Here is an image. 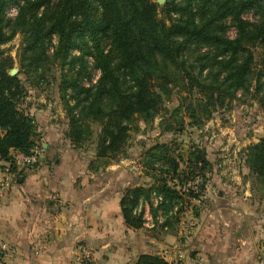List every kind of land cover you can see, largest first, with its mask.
<instances>
[{
	"label": "trees",
	"instance_id": "trees-1",
	"mask_svg": "<svg viewBox=\"0 0 264 264\" xmlns=\"http://www.w3.org/2000/svg\"><path fill=\"white\" fill-rule=\"evenodd\" d=\"M12 5L18 7L17 15L7 19ZM231 29L235 37L228 35ZM17 34L22 37L19 62L30 80L41 85L58 64L59 89L76 134L83 136L88 120L102 126L98 152L89 165L92 172L127 158L125 144L135 119L152 124L176 89L187 92V103L171 114L173 123L162 126L177 134L202 127L239 95H251L264 112V0H168L163 7L154 0H0V47ZM5 53L0 49V163L18 179L14 154L35 152L37 128L20 108L27 91L19 76L9 74L14 64ZM89 58L100 77L95 86L83 88L79 81L90 77ZM68 88L80 91L79 113L66 100ZM169 146L156 145L140 160L156 184L124 194L122 211L132 228L143 227L133 213L139 200L155 193L164 199L161 231L178 234L184 205L169 184L182 183L208 161L195 149L185 173L182 155ZM248 163L264 180V137L250 147ZM136 264L168 263L157 255H142Z\"/></svg>",
	"mask_w": 264,
	"mask_h": 264
},
{
	"label": "crops",
	"instance_id": "crops-1",
	"mask_svg": "<svg viewBox=\"0 0 264 264\" xmlns=\"http://www.w3.org/2000/svg\"><path fill=\"white\" fill-rule=\"evenodd\" d=\"M43 161L18 168L16 185L0 189L6 264H82L84 252L97 264H136L142 255L168 264H264V221L192 219L180 222L177 235L135 229L121 206L125 192L139 186L130 174L135 167L127 172L123 161L92 172L91 161L80 164L78 155L52 152ZM6 166L0 163V179Z\"/></svg>",
	"mask_w": 264,
	"mask_h": 264
},
{
	"label": "rangeland",
	"instance_id": "rangeland-1",
	"mask_svg": "<svg viewBox=\"0 0 264 264\" xmlns=\"http://www.w3.org/2000/svg\"><path fill=\"white\" fill-rule=\"evenodd\" d=\"M17 11L16 5L10 6L6 12L7 19H14ZM228 35L235 37V30L231 29ZM0 49L6 52L5 57L13 60V69L17 70L16 76H19L26 88L27 96L21 101L20 108L34 119L38 141L34 153L38 154L41 162L45 163L43 158L50 152L78 155L80 164L85 165L94 160L101 141L102 126L88 120V130L85 128L83 136L76 134L71 126L69 108L63 100L64 93L59 89L62 79L58 64L51 66L46 82L37 85L28 78L20 65L22 51L20 34L2 45ZM50 52L52 54L53 50ZM89 63L90 77H84L79 81L83 88L95 86L100 77L92 58H89ZM79 92L68 88L66 95L69 105L75 108L74 113H79L82 107V105L77 107ZM186 95L185 90L172 91L171 97L165 102L164 110L150 125L135 119L125 144L127 158L101 170L110 166L115 167L125 161L123 166L127 170L135 167L134 173L129 170L127 172L133 177H138L139 186L149 189L156 184V178L153 172L147 174L140 164L147 151L156 145H172L169 147L175 150L176 156L182 155L184 159L180 164L181 171L189 173L187 166L189 154L197 149L205 153L208 165L201 170L200 164L196 172L185 176L182 183L174 181L175 183L169 184L175 187L183 200L180 222L189 223L188 221L192 219L202 221L207 218L242 220L244 217L264 221V180L253 172L248 163L250 147L258 144L264 137V112L249 99L251 95H239L238 100L218 109L212 120L202 127H188L182 134L167 131L162 123L175 121L171 114L183 103H187ZM74 141L81 142L76 145ZM43 144H48L49 148L44 149ZM183 227L187 229L185 225Z\"/></svg>",
	"mask_w": 264,
	"mask_h": 264
},
{
	"label": "built area",
	"instance_id": "built-area-1",
	"mask_svg": "<svg viewBox=\"0 0 264 264\" xmlns=\"http://www.w3.org/2000/svg\"><path fill=\"white\" fill-rule=\"evenodd\" d=\"M14 163L17 168H31L40 163V157L37 153L32 155H24L17 153L14 156ZM3 177L0 179V189L2 191L11 190L16 185V177L7 166L3 172ZM164 199L161 195L152 194L148 199L142 198L139 200L137 207L134 209V215L141 219L143 229L153 231L162 227L166 221V215L162 204ZM178 207L174 209L176 213ZM173 212V213H174ZM167 229V228H166ZM8 250L5 245L0 244V264H6ZM82 264H97L92 254L89 252L83 253Z\"/></svg>",
	"mask_w": 264,
	"mask_h": 264
},
{
	"label": "water",
	"instance_id": "water-1",
	"mask_svg": "<svg viewBox=\"0 0 264 264\" xmlns=\"http://www.w3.org/2000/svg\"><path fill=\"white\" fill-rule=\"evenodd\" d=\"M156 3L160 6L163 7L166 4V0H156ZM17 75V70L13 69L11 71V76H16Z\"/></svg>",
	"mask_w": 264,
	"mask_h": 264
}]
</instances>
